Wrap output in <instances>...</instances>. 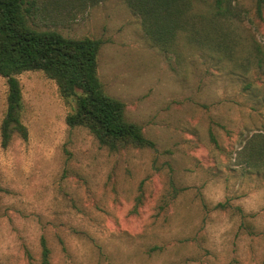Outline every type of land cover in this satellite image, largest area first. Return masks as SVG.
<instances>
[{
  "label": "rangeland",
  "instance_id": "1",
  "mask_svg": "<svg viewBox=\"0 0 264 264\" xmlns=\"http://www.w3.org/2000/svg\"><path fill=\"white\" fill-rule=\"evenodd\" d=\"M230 1L228 49L205 19L215 50L178 36L174 53L149 44L123 0L33 1L34 28L102 41L104 91L154 147L100 146L66 125L54 81L18 75L28 137L0 146V264H43L41 238L46 264H264V166L248 144L264 132V75L248 54L264 48V2ZM6 94L0 77V123Z\"/></svg>",
  "mask_w": 264,
  "mask_h": 264
},
{
  "label": "trees",
  "instance_id": "2",
  "mask_svg": "<svg viewBox=\"0 0 264 264\" xmlns=\"http://www.w3.org/2000/svg\"><path fill=\"white\" fill-rule=\"evenodd\" d=\"M34 0H0V77L6 80V110L0 123V146L6 149L15 135L27 140L21 121L23 103L17 76L24 72H42L55 82L59 96L70 107L65 117L69 128L82 127L100 146L110 151L124 148H153L142 128L125 118V104L108 96L98 78L97 58L100 39L68 38L56 31L38 30L30 23ZM138 15L141 29L150 45L174 53L176 39L215 50L206 40L204 20L229 43L227 25L240 19L230 0H214L205 15L193 12L200 0H123ZM263 0H256L260 13ZM201 37V38H200ZM218 45V44H217ZM216 45V46H217ZM248 54L251 64L264 75V48L253 43ZM231 59L232 57L229 56ZM243 65V63H242ZM251 167L264 166V132L251 136ZM42 262L47 263L48 249L41 238Z\"/></svg>",
  "mask_w": 264,
  "mask_h": 264
}]
</instances>
